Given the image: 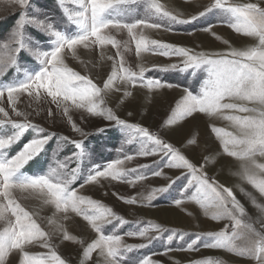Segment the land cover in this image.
Here are the masks:
<instances>
[{
	"label": "snow or ice",
	"instance_id": "1",
	"mask_svg": "<svg viewBox=\"0 0 264 264\" xmlns=\"http://www.w3.org/2000/svg\"><path fill=\"white\" fill-rule=\"evenodd\" d=\"M20 11L10 32L0 38V264H5L13 251L19 254L18 264H69L59 253L58 246L16 197L23 193L42 200L54 208L53 215L62 213L65 220L69 213L81 217L93 233L90 241L70 235L59 225L62 241L81 245L79 264H89L93 253L101 259L96 264H163L150 257L128 261V254L147 247L157 239L166 241L165 253L180 241V251L223 250L253 264H264V217L253 220L244 204L233 190L209 176L207 156L200 164L170 141L163 138L162 128L178 126L193 114L219 116L230 122L232 131L211 126V132L219 141L222 153L240 161L239 175L264 197V6L258 2L242 0H209L203 10L187 18L183 13L169 10L160 0H56L60 17L46 15L32 8L31 0H11ZM71 4L74 7L67 6ZM143 10L140 15L139 9ZM31 10V11H30ZM219 16V22L237 34L255 38L254 46L226 51H196L191 47L150 39L145 30L161 28L175 31L173 25L192 24L209 16ZM214 38L212 26L203 28ZM122 34H126L124 38ZM120 36L121 38H117ZM134 42L139 58L145 52H158L164 57H176L179 63L159 67L161 72L203 69L206 78L198 91L183 89V94L171 108L170 114L156 130L138 122H132L106 105L109 92L123 91L130 97L129 88L155 90L174 85L158 78H149V71L142 64L138 70L128 66L125 52L131 51ZM225 44L229 42L223 41ZM115 49L106 78L97 83L88 74H81L68 63L69 58L79 60L81 49L100 52L105 59L106 46ZM30 60V65L22 63ZM83 64L84 61H81ZM87 65H85L86 67ZM12 73L7 80L4 79ZM121 87H118L117 85ZM47 105L41 108L40 104ZM254 106H249V105ZM21 105L24 107L21 108ZM34 105H36L34 107ZM230 113V114H225ZM243 114V115H241ZM45 119L59 115L70 130L80 137L50 130L35 122V117ZM78 115V119H77ZM132 112H127V117ZM99 118L105 124L99 132L109 127L118 129L122 142L117 152L120 156L98 158L89 153V133L81 124ZM26 141V142H25ZM22 147L12 154L13 146ZM194 143V141H189ZM54 145V146H53ZM136 146L134 152L125 146ZM68 151H64L65 148ZM115 148L116 146L113 145ZM43 157L47 169L28 174L30 162ZM134 157L149 158L151 163L135 168L125 167ZM92 163L82 167V162ZM164 169L176 170L175 178L167 176ZM151 177H163L168 183L154 187L146 195L139 193L131 198L119 196L129 205H148L159 194L169 192L178 181H185L173 198L175 205L191 201L198 205L206 217L223 222L217 230L186 233L165 228L152 222L136 221L137 230L119 232L128 224L123 216L98 199L79 194L85 185L98 184L101 179L132 184ZM241 192L245 195L243 189ZM264 213V207L251 201ZM49 224L55 221L49 219ZM111 225V229L108 226ZM125 237H139L147 241L128 244ZM187 237V239H186ZM29 246L46 249L43 253H31ZM191 264H222L219 259L202 258Z\"/></svg>",
	"mask_w": 264,
	"mask_h": 264
},
{
	"label": "rangeland",
	"instance_id": "2",
	"mask_svg": "<svg viewBox=\"0 0 264 264\" xmlns=\"http://www.w3.org/2000/svg\"><path fill=\"white\" fill-rule=\"evenodd\" d=\"M160 2L169 10L183 13L184 17L187 18L203 10V6L209 3V0H160ZM242 2H258L264 6V0H242ZM31 3L32 8H38L43 14L59 19L61 10L57 8L56 0H31ZM67 6L74 7L71 4ZM19 11L18 5L12 3L11 0H0V38H3L10 32ZM139 13L143 15L142 8L139 9ZM219 19V16L210 15L192 24L173 25L172 27L175 31H167L163 28L159 30L147 29L145 30V35L150 39L191 47L196 51L209 52L226 51L230 47L243 49L254 46L257 43L255 38L235 33L227 25L221 24ZM209 24L212 26V32L216 33L220 39H216L211 33L203 31V28L209 26ZM122 35L124 38H127L126 34ZM117 38L121 37L118 36ZM224 40H227L229 43L225 44ZM124 55L128 66L134 70H138L137 65L142 64L145 68L149 69L146 73L149 78H158L174 85L172 88L159 89L151 93L147 89H141L139 86L134 89L129 88L132 95L124 98L121 103H118V101L123 97V91L109 92L105 96L106 105L116 110L122 118L126 117L130 121L141 123L152 130H156L157 126L161 125L162 121L170 114L171 108L175 106V103L183 94L185 87L194 86L190 87V90L198 91L200 82L206 78V72L203 69H197L195 73H193L192 69L187 71H158L159 67L179 63V59L176 57H164L158 52L154 53L151 51L142 53L138 58L135 54L134 42L131 44V51L125 52ZM79 56V60L69 58V65L76 71L81 72V74L90 75L94 81L99 83L106 78L107 73L110 71L112 61L107 60L106 57L115 56V49L110 45L106 46L104 49L105 59L103 60L100 59L98 49L95 52L81 49ZM81 61H84V63L82 64ZM22 63L30 65L31 61L25 60ZM85 65L87 66L85 67ZM11 75L12 73H9L4 79L7 80ZM117 86L121 87L119 84ZM39 106L41 108L47 107V105L42 103ZM249 106L254 105L250 104ZM23 107L21 105V108ZM128 111L132 112V116L127 117ZM34 120L50 130L67 134L73 139L80 138L78 134L70 130V127L63 122L59 115L47 119L41 115L40 117H35ZM104 124L105 121L99 118H92L86 124H81V127L89 133V153L98 158L99 163H105V158L109 156L113 159L120 156V153L116 149L120 147L122 142L120 131L114 127H109L103 132L97 130L98 126ZM211 126L222 127L229 131L233 130L230 122L223 120L219 116L209 117L205 114L196 113L185 121L179 122L178 126L162 128L161 131L164 139L179 147L195 163L200 164L202 158L207 156L209 163L206 166V171L209 176L231 188L237 198L244 204L253 220L264 217V213H261L260 209L251 202L254 198L257 205L264 207V197L239 175L241 172L240 161L222 153L219 141L211 132ZM189 141H194V143H189ZM113 145L116 147L114 148ZM21 147L22 143L13 146L12 154H15ZM125 150L134 152L136 146L126 145ZM64 151H68V148L66 147ZM152 159L154 158L134 157L132 161L126 162L125 167L132 169L141 164L151 163ZM257 162L264 163V158L257 157ZM91 163L90 159H85L82 162V167H87ZM41 169H47V164L43 157L37 158V162H30L26 166L25 171L28 174H34ZM164 171L167 176L173 178L179 175L176 170L164 169ZM184 182L182 179L169 189V192L159 194L152 201L151 206L129 205L119 200L113 192L125 198H131L139 193L146 195L154 187L167 185L168 181L163 177L149 176L147 179L137 182L134 186L126 182L111 181L109 183V181L101 179L98 184L85 185L83 188H80L79 194L100 200L129 221L128 224L120 227L119 232L121 233L130 230L134 231L138 227L146 226V223L137 225L136 221H150L160 224L165 228H173L186 233L205 232L220 228L223 222H215L210 217L204 216L203 210L193 202L185 201L179 206L174 204L173 198L177 196V189ZM241 189L251 195H245L241 192ZM16 197L34 214V218L41 227L49 232L52 237V243L58 246L57 250L62 257L68 260L69 264H79L81 245L72 241H62L61 231L58 226L63 225L70 235L88 242L92 238L93 233L86 222L81 217L75 216L74 213H69L70 219L68 220L63 218L62 213H56L54 216V208L44 205L42 200L36 196L17 192ZM49 219H53L55 222L49 224ZM111 227L109 225L108 229L110 230ZM125 241L128 244L147 243V241L139 237H125ZM181 243L180 241H176L171 246L173 250L165 253L166 241L164 239H157L147 247L128 254L127 259L131 262L138 260L140 257H150L154 261H162L163 264H191L192 261L197 259L214 258L219 259L222 264H253L247 258H240L223 250H209L202 247L198 251L177 250L181 246ZM27 250L34 254L46 251V249L39 246H29ZM18 258L19 254L13 251L10 253L9 258H6L5 264H18ZM98 259L101 258L96 253H93L89 264H96Z\"/></svg>",
	"mask_w": 264,
	"mask_h": 264
}]
</instances>
